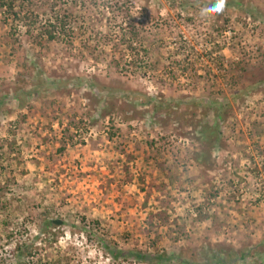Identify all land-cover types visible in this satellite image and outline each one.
Returning <instances> with one entry per match:
<instances>
[{
    "label": "rangeland",
    "instance_id": "374dc122",
    "mask_svg": "<svg viewBox=\"0 0 264 264\" xmlns=\"http://www.w3.org/2000/svg\"><path fill=\"white\" fill-rule=\"evenodd\" d=\"M66 1L69 42L0 10V264H264V0Z\"/></svg>",
    "mask_w": 264,
    "mask_h": 264
},
{
    "label": "trees",
    "instance_id": "16d2710c",
    "mask_svg": "<svg viewBox=\"0 0 264 264\" xmlns=\"http://www.w3.org/2000/svg\"><path fill=\"white\" fill-rule=\"evenodd\" d=\"M37 3H43V5L40 6L39 11H36V9L39 7ZM66 3H68L66 0H0V10L3 12V22L7 25L11 24L12 29L14 30H16L14 24H17V22H23V24L25 23V26L27 27V33H32V29L36 28L37 26L38 30L36 29V31H38V36H35V38L38 39L39 44H41V40L43 38L46 43L53 41L69 42L71 41L72 34H74L71 27V22L73 21V12L65 8ZM71 3L75 2L72 1ZM12 29L10 33L13 35ZM123 33L121 35L122 42H127V40L131 41L133 37L138 36V33L130 31L127 38V33H125V31H123ZM7 36L10 37V35ZM105 38H107V42L109 39L106 36ZM128 46L131 47V45ZM147 53H149V51H147ZM114 62L117 64V67L120 70L125 69V63L120 64L118 60H115ZM154 68H156V66ZM28 94H30V92H28ZM213 132H215V130L206 132L202 131L201 133L206 138L209 137L212 140V138H214ZM207 134H210V136ZM61 223L62 220H54L55 225H59ZM220 252L212 253L209 258H217V262H219V264H232L231 262L236 263L239 259L246 260L247 257H253L255 255L253 250L248 248L238 251L236 250L234 252L223 249V251L220 250ZM23 254L26 253L24 252ZM27 255L28 254L23 257V261H19V264H24L23 262ZM129 255L134 256L135 259L140 261L164 260L165 263L176 261L178 264H201L194 263L190 260L180 259L175 254H150L144 253L142 251L126 250L115 251V253L113 252V256L116 258Z\"/></svg>",
    "mask_w": 264,
    "mask_h": 264
},
{
    "label": "clouds",
    "instance_id": "9594fccd",
    "mask_svg": "<svg viewBox=\"0 0 264 264\" xmlns=\"http://www.w3.org/2000/svg\"><path fill=\"white\" fill-rule=\"evenodd\" d=\"M227 5V0H215V4L211 7H206L201 9L200 15L203 18H206L213 14H220L222 13Z\"/></svg>",
    "mask_w": 264,
    "mask_h": 264
}]
</instances>
